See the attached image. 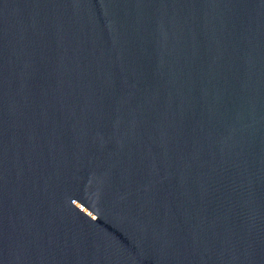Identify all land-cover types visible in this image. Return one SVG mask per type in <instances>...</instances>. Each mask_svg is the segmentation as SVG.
Segmentation results:
<instances>
[{"label":"water","instance_id":"95a60500","mask_svg":"<svg viewBox=\"0 0 264 264\" xmlns=\"http://www.w3.org/2000/svg\"><path fill=\"white\" fill-rule=\"evenodd\" d=\"M0 264H264V0H0Z\"/></svg>","mask_w":264,"mask_h":264}]
</instances>
